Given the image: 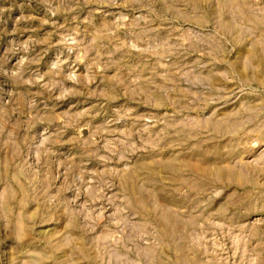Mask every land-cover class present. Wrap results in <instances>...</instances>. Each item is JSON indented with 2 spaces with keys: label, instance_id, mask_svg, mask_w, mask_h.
Instances as JSON below:
<instances>
[{
  "label": "rangeland",
  "instance_id": "374dc122",
  "mask_svg": "<svg viewBox=\"0 0 264 264\" xmlns=\"http://www.w3.org/2000/svg\"><path fill=\"white\" fill-rule=\"evenodd\" d=\"M0 264H264V0H0Z\"/></svg>",
  "mask_w": 264,
  "mask_h": 264
}]
</instances>
